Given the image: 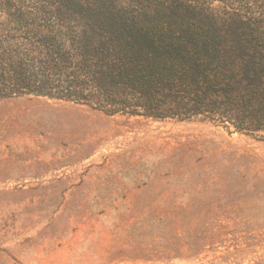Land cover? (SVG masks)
<instances>
[{"label": "rangeland", "instance_id": "rangeland-1", "mask_svg": "<svg viewBox=\"0 0 264 264\" xmlns=\"http://www.w3.org/2000/svg\"><path fill=\"white\" fill-rule=\"evenodd\" d=\"M0 264H264V133L0 98Z\"/></svg>", "mask_w": 264, "mask_h": 264}, {"label": "trees", "instance_id": "trees-1", "mask_svg": "<svg viewBox=\"0 0 264 264\" xmlns=\"http://www.w3.org/2000/svg\"><path fill=\"white\" fill-rule=\"evenodd\" d=\"M153 1L74 14L0 0V98L264 133V0Z\"/></svg>", "mask_w": 264, "mask_h": 264}]
</instances>
